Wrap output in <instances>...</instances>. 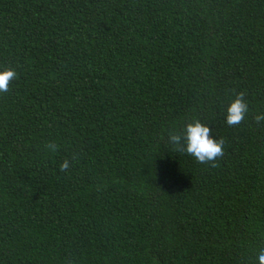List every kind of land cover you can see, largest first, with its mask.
Returning a JSON list of instances; mask_svg holds the SVG:
<instances>
[{
  "label": "trees",
  "instance_id": "obj_1",
  "mask_svg": "<svg viewBox=\"0 0 264 264\" xmlns=\"http://www.w3.org/2000/svg\"><path fill=\"white\" fill-rule=\"evenodd\" d=\"M2 67L0 264H257L264 0H0Z\"/></svg>",
  "mask_w": 264,
  "mask_h": 264
},
{
  "label": "clouds",
  "instance_id": "obj_2",
  "mask_svg": "<svg viewBox=\"0 0 264 264\" xmlns=\"http://www.w3.org/2000/svg\"><path fill=\"white\" fill-rule=\"evenodd\" d=\"M17 75L14 68H0V92L7 91L9 81ZM248 104L245 102L244 94L239 93L228 104L226 108V122L231 125L239 123L248 112ZM258 124H264V114L256 116ZM209 125L203 124L199 120L185 123L182 132L175 134L170 131V140L176 150L186 152L195 157L200 162L214 161L217 156L223 154V139H217L212 134ZM69 167L68 160L61 165L62 169ZM257 264H264V248L257 253Z\"/></svg>",
  "mask_w": 264,
  "mask_h": 264
}]
</instances>
